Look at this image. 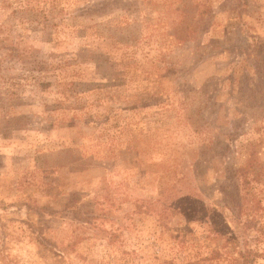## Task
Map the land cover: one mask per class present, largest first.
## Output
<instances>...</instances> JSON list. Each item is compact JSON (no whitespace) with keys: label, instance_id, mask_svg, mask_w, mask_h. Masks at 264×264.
<instances>
[{"label":"rangeland","instance_id":"obj_1","mask_svg":"<svg viewBox=\"0 0 264 264\" xmlns=\"http://www.w3.org/2000/svg\"><path fill=\"white\" fill-rule=\"evenodd\" d=\"M263 175L264 0H0V264H264Z\"/></svg>","mask_w":264,"mask_h":264},{"label":"trees","instance_id":"obj_2","mask_svg":"<svg viewBox=\"0 0 264 264\" xmlns=\"http://www.w3.org/2000/svg\"><path fill=\"white\" fill-rule=\"evenodd\" d=\"M263 183H264V175H263ZM235 210H238L237 212L234 211V213H236V215L241 213L240 212V210H241L240 206H237V208ZM253 220H254V217H251V219L246 222L247 226H249V224H251ZM251 257L252 256L250 254L242 255L241 264H253V259Z\"/></svg>","mask_w":264,"mask_h":264}]
</instances>
